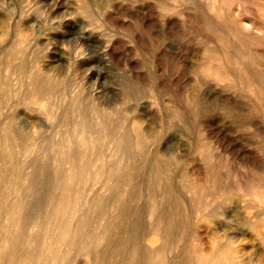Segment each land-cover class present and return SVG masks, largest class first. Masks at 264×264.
<instances>
[{"label":"rangeland","instance_id":"1","mask_svg":"<svg viewBox=\"0 0 264 264\" xmlns=\"http://www.w3.org/2000/svg\"><path fill=\"white\" fill-rule=\"evenodd\" d=\"M86 1L0 0V58L3 63L0 76L7 81L6 86L13 87L8 64L12 68L13 64L24 60L27 67L35 64L40 69L48 65L51 67L49 73L59 69L58 91L65 92L71 86L79 85L82 91L77 97L81 100H87L83 98V91L95 90L100 101L103 98L112 101L109 98L113 99L115 94L123 96L127 86L130 87L140 97L134 99H137L136 103L133 99L126 100L122 104L124 116L115 121L123 125L127 140L135 135L131 129L134 127L132 120L136 119L138 128H150L154 147L169 149L170 146L179 150L178 153L184 149L182 159L171 161L169 153L163 155L165 164L162 162L154 180L150 166L154 151H148V147L142 151L132 148L131 151H136V161L132 159L131 163L136 169L131 168L132 180L123 186L126 202L130 201L132 207H129L131 223L139 220L144 211L140 194L143 198L152 195L162 186L166 176L170 177L167 179L170 188L177 187L184 182L179 175L183 169L192 175L197 188L196 200L189 205L190 211L203 201H214L207 206V215L200 219H195L190 212L186 214V222L181 227V245L183 248L188 246L186 263L196 261L195 254L202 251L204 258L224 254L226 262L231 264H264V169L258 173L255 169L245 168L233 153L220 146L223 143L227 149L252 153L254 159L256 156V164L260 160L264 166V0ZM70 37L76 38L70 40ZM94 69L99 73L95 78ZM135 75L143 77L142 80ZM198 92L207 97L202 100L208 104L202 103L203 108L208 109H203L202 114L191 121L188 116H178L170 110L168 116L160 113L161 106L169 108L177 96L190 106L187 97ZM80 94L83 95L81 98ZM118 96L114 99L121 98ZM162 96L169 99L168 102L166 99L163 102ZM221 97L228 98L239 109L235 113L225 112L219 105ZM210 102L220 107L213 104L215 109H212ZM25 117L26 122L34 118ZM25 117L21 116V119L25 121ZM39 117L43 119L42 115ZM198 117L211 124L217 136L210 137L205 132L200 135L204 130L197 124ZM45 128L41 134L47 135ZM204 136L209 146L199 144L198 138L201 140ZM250 186L253 190L245 194L244 189ZM210 191L212 196L208 194ZM174 192L172 190L173 201L176 199ZM226 197L233 199L229 202ZM243 197L248 199L251 207L245 206L249 202ZM214 198L220 199L224 209L233 203L227 212L223 209L226 216L223 212V215H208L214 212L218 203ZM74 260V264L90 263L85 256Z\"/></svg>","mask_w":264,"mask_h":264},{"label":"bare ground","instance_id":"2","mask_svg":"<svg viewBox=\"0 0 264 264\" xmlns=\"http://www.w3.org/2000/svg\"><path fill=\"white\" fill-rule=\"evenodd\" d=\"M80 27L82 28L81 25ZM75 38L70 37V40ZM77 55L76 57L82 54ZM8 68L12 74L13 87L6 86L7 81L0 76V264H74V258L78 256L88 258L89 264H231L226 262L227 257L224 254L204 258L205 254L202 251L195 254L196 261L188 260L189 263H186L188 246L183 248L181 245V227L186 222V214L190 212L195 219H200L207 215L206 208L214 201L211 199L203 201L202 205L192 207L193 210L190 211L189 205L196 200L197 188L192 175L183 169L179 175L184 182L181 181L177 187L170 188L167 184L170 177L164 176V183L162 182V186L152 195L147 196L144 193L146 196L143 198L140 194L143 204L141 209L144 211H141L139 220L131 223L130 201L126 202L123 186L132 180L131 168H135V165L132 166L131 160L136 161L134 160L136 151H142L146 147L148 151L150 149L154 151L153 157H150L152 163L150 166L155 180L162 162L165 164L164 160L162 161L163 155L169 153L172 161L183 157L184 149L178 153L179 150L170 146H168L170 150L165 146L154 147L155 139L149 132L150 128L149 130L148 127L143 130L138 128L136 119L132 120L134 127L131 129L135 135L127 140L123 125L115 121L124 116L122 107L126 100L133 99L136 103L137 99H134L140 97L130 87L127 86L123 96L118 94L121 96L120 99L115 100L118 95L114 93V101L112 97L109 98L112 101H105L103 96L101 97L104 101H100L99 94L92 89V85L94 87L95 84L93 82L90 87L93 91L83 86L90 92L83 91L85 97L83 93L79 95L87 101L77 97L82 91L79 85L71 86L65 92L58 91L61 83L59 69H57L59 73L55 69L49 73L51 67L48 65H43L40 69L35 64L27 67L24 60L13 64L12 68L9 63ZM94 71L95 78L98 71L96 69ZM136 78L140 80L143 77ZM202 97L205 98L199 92L191 94L187 97L191 102L188 106L177 96L169 108L162 104L164 106H161L163 108L159 111L165 116L170 110L178 116L185 118L188 116L191 121V118L208 109H204L206 100L203 101ZM221 98L219 105L221 104L225 112L235 113L239 109L232 105L228 98ZM215 102L218 103L216 100ZM210 103L209 107H212L214 103H211V106ZM213 107L212 109H215ZM142 108L145 109V106ZM41 115L43 119L39 117ZM21 116L34 118L26 122L27 118L25 117L23 121ZM199 117L197 124L202 125L204 130L199 134L205 132L207 136H217V133L212 131L211 124ZM44 128L48 131L47 135L41 134ZM197 130L201 131L199 128ZM201 138V140L198 138L199 144L209 146L206 137ZM220 146L233 153L245 168L255 169L258 173L264 169L260 160H257L260 163L256 164V156L254 159L252 153L249 155L244 151L241 153L239 150L227 149L223 143H220ZM132 148L136 151H131ZM163 167L167 168L165 165ZM172 190L176 191L174 201ZM252 190L250 186L243 192L250 194ZM186 194L188 196H185ZM208 194L212 196V191ZM216 199L218 198L213 200ZM232 199L229 197L227 201L231 202ZM232 204L226 209H231ZM247 205L251 207L250 202L248 204L246 202L245 206ZM223 209L218 199L214 212L208 215L215 216L223 212L226 216L227 210L224 209L226 211L224 212ZM255 215L258 218V215Z\"/></svg>","mask_w":264,"mask_h":264}]
</instances>
